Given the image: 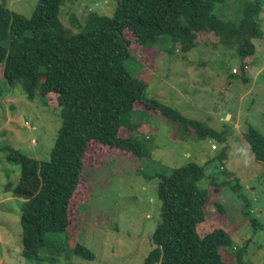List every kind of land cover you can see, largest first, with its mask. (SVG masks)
<instances>
[{"label": "rangeland", "instance_id": "obj_1", "mask_svg": "<svg viewBox=\"0 0 264 264\" xmlns=\"http://www.w3.org/2000/svg\"><path fill=\"white\" fill-rule=\"evenodd\" d=\"M38 1L0 0V4L29 17ZM262 2L258 21L264 30ZM116 4L117 0L68 1L62 7L61 19L77 32L78 23L84 24L89 13L111 15ZM228 4L226 11H217L222 19L234 18L243 9L244 0H229ZM73 17L77 19L74 23ZM125 35L131 39L135 54L126 61V68L146 82V96L176 108L187 118L219 131L225 129L227 141L199 138L193 127L180 125L138 101L135 111L125 115L121 134L137 137L148 155L136 157L92 143L81 186L71 200L68 231L48 234L63 250L53 259H29L22 255L19 199L5 191L9 182L15 186L20 176V165L7 159V147L48 159L62 125L61 108L56 93L45 98L38 93L29 99L20 84L9 87L2 81L0 264H143L160 220L158 175L189 162L204 166L200 184L210 192L206 205L210 220L230 232L247 264H264V165L255 159L244 136L249 127L264 134V38L254 40L256 60L244 69L235 47L220 43L213 32H200L198 45L189 52L171 54L159 47L144 52L132 31L126 30ZM172 45L173 41L166 40L160 46ZM130 124L138 131L130 132ZM250 207L257 231L245 214ZM67 235L91 249L95 258L68 257L72 246L65 240ZM234 253L225 250V260L236 262Z\"/></svg>", "mask_w": 264, "mask_h": 264}, {"label": "trees", "instance_id": "obj_2", "mask_svg": "<svg viewBox=\"0 0 264 264\" xmlns=\"http://www.w3.org/2000/svg\"><path fill=\"white\" fill-rule=\"evenodd\" d=\"M68 1L72 0H39L29 17L0 4V84H20L29 99L38 93L42 98L56 93L61 108L62 125L48 159L7 147V159L20 165L17 183L9 182L5 191L19 199L22 255L38 261L53 259L63 250L48 234L68 231L71 200L81 186L92 143L136 157L148 155L137 137L121 134L125 115L135 111L138 101L180 125L193 127L199 138L227 141L225 129L187 118L146 96V82L125 65L135 56L126 30L134 33L142 51L159 47L170 54L189 52L198 45L200 32H213L220 43L235 47L244 69L256 60L254 40L264 38L258 21L262 0H244L234 18L224 19L217 11H226L229 0H117L111 15L91 12L84 24L77 22V32L61 19ZM166 40L173 45L162 48ZM129 126L130 132L136 130ZM244 136L255 159L264 165V134L249 127ZM224 155H219L221 160ZM158 176L160 220L143 264H247L230 232L206 213L210 192L200 184L204 166L189 162ZM250 213L251 207L245 214L251 218ZM251 222L257 231L255 219ZM65 240L72 246L68 257L95 258L84 244L68 235ZM225 250L235 252L236 262L225 260Z\"/></svg>", "mask_w": 264, "mask_h": 264}, {"label": "built area", "instance_id": "obj_3", "mask_svg": "<svg viewBox=\"0 0 264 264\" xmlns=\"http://www.w3.org/2000/svg\"><path fill=\"white\" fill-rule=\"evenodd\" d=\"M233 71H234V72H237V69H236V68H234V69H233ZM213 147H215V145H213Z\"/></svg>", "mask_w": 264, "mask_h": 264}, {"label": "water", "instance_id": "obj_4", "mask_svg": "<svg viewBox=\"0 0 264 264\" xmlns=\"http://www.w3.org/2000/svg\"><path fill=\"white\" fill-rule=\"evenodd\" d=\"M247 244H248V242H247Z\"/></svg>", "mask_w": 264, "mask_h": 264}, {"label": "crops", "instance_id": "obj_5", "mask_svg": "<svg viewBox=\"0 0 264 264\" xmlns=\"http://www.w3.org/2000/svg\"><path fill=\"white\" fill-rule=\"evenodd\" d=\"M230 115V114H229Z\"/></svg>", "mask_w": 264, "mask_h": 264}]
</instances>
